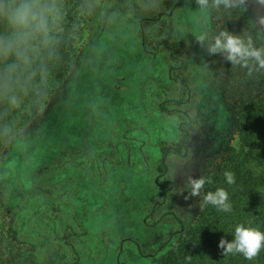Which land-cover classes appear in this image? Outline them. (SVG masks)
<instances>
[{
	"label": "rangeland",
	"instance_id": "obj_1",
	"mask_svg": "<svg viewBox=\"0 0 264 264\" xmlns=\"http://www.w3.org/2000/svg\"><path fill=\"white\" fill-rule=\"evenodd\" d=\"M60 2L73 24L74 69L51 109L28 134L15 139L0 162V196L8 206L0 223L25 190L31 188L34 200L40 191L51 198L59 193L64 217L59 224L76 225L77 233L69 231L68 240L79 254L77 264H159L194 217L198 197L185 199L190 192L187 173L201 174L207 160L227 144L241 150L220 89L206 79L203 49L195 39L205 18L210 29L212 11L231 7L223 0L215 7L217 0H209L205 17L198 0ZM232 2L254 33L264 28L256 23L264 18L258 0ZM156 14L161 19L146 27L147 35L151 31L153 37L187 45L185 96L166 75L169 52L155 48L160 47L157 41H146L156 56L148 60L142 51L141 21ZM169 96L172 103L166 101ZM180 124L187 136L184 147L177 144ZM125 129L144 145L129 141L128 153L119 143ZM44 167L47 175L38 179ZM106 175L107 181H98ZM46 180L55 182L56 189L44 186ZM44 238L37 242L47 249L56 245L55 239ZM57 253L50 252L46 264ZM70 253L66 248L58 258ZM38 259L36 253L26 255L17 264H40Z\"/></svg>",
	"mask_w": 264,
	"mask_h": 264
},
{
	"label": "trees",
	"instance_id": "obj_2",
	"mask_svg": "<svg viewBox=\"0 0 264 264\" xmlns=\"http://www.w3.org/2000/svg\"><path fill=\"white\" fill-rule=\"evenodd\" d=\"M67 20L70 19L65 16L63 39L58 48V55L50 61V92L44 109L34 107L31 97H26L24 104L19 108L10 107L6 102L0 101V162L5 160L15 139L28 134L51 109L74 69L73 24ZM152 22H156L155 16L150 18L147 29L151 28L149 25L153 24ZM210 29H227L247 34L258 46L264 45V39L257 38L238 6L212 11ZM149 32L147 35L145 28V40L157 41L160 47L155 48H163L169 52L172 62L169 70L171 80L177 85L178 93L185 96V91L189 90L190 74L187 45L185 42H167L163 37H153V33ZM203 62L206 79L220 89L224 106L231 116L232 134L238 137L241 150L227 144L223 150L207 160L201 174L211 177L212 183L205 185L201 196L197 198L192 222L175 236L174 243L161 257L159 264H264V249L257 257L246 260L239 254L225 256L217 247L222 232L230 235L231 226L240 218H248L264 226V69H253L250 74L248 68L231 65L221 56H210L204 51ZM173 100V97L169 96L166 101L172 103ZM165 107L163 104L164 109ZM163 111L169 114V110ZM180 125L181 137L177 144L178 147H184L187 136L182 124ZM252 165H255L258 171H255ZM44 168L38 172L37 178L47 175V168ZM226 170L236 174L234 185L226 183L223 175ZM45 182L44 186L53 184L50 189H56L55 182ZM219 186L228 188L231 194V213L218 212L212 206H202L204 192ZM36 187H41L40 182ZM30 191L31 188L25 190L19 204L8 209V216L0 223V264H17L26 255L35 253L39 257V263L46 264L50 252H58L56 257L53 256L52 264L58 260H61V264L64 261L66 264H77L79 254L73 250L68 240L69 231L77 233L76 225L71 227L59 224L64 218L59 193L56 191V197L51 198L50 193L41 194L40 191L38 199L34 200L35 195ZM5 208L8 206L1 195V214ZM44 236L55 239L56 245L47 249L37 242L45 239ZM66 248L71 250V253L67 257L62 255L59 259ZM87 251L89 252V249Z\"/></svg>",
	"mask_w": 264,
	"mask_h": 264
},
{
	"label": "clouds",
	"instance_id": "obj_3",
	"mask_svg": "<svg viewBox=\"0 0 264 264\" xmlns=\"http://www.w3.org/2000/svg\"><path fill=\"white\" fill-rule=\"evenodd\" d=\"M225 7H233L232 0H223ZM206 17L209 0H198ZM264 5V0H258ZM246 5L247 0H238ZM215 7L219 6V0ZM66 11L60 0H0V101L19 108L26 97L34 107L43 110L50 92V61L57 57L63 39ZM256 23L264 25V18ZM257 38L264 39V28L257 30ZM197 44L210 56L219 55L231 65L252 70L264 69V45L258 46L250 35L227 29L212 30L207 20L195 36ZM228 185L236 183V174L224 173ZM190 192L185 199L201 196L211 177L187 173ZM228 188L219 186L204 192L202 206H212L218 212L231 213L233 202ZM220 236L217 247L225 256L242 255L246 260L257 257L264 249V226L251 219L240 218L231 226L230 235Z\"/></svg>",
	"mask_w": 264,
	"mask_h": 264
},
{
	"label": "crops",
	"instance_id": "obj_4",
	"mask_svg": "<svg viewBox=\"0 0 264 264\" xmlns=\"http://www.w3.org/2000/svg\"><path fill=\"white\" fill-rule=\"evenodd\" d=\"M133 2V1H132ZM135 2V1H134ZM148 12V11H147ZM146 16V15H145ZM161 16H158V14H157V16H156V20H160L161 18H160ZM151 18V17H150ZM150 18L148 17H144L143 19H142V21H141V25H140V27H139V29H140V33H141V36H142V38H143V40H144V42H143V47H141L142 48V51H143V53H145L147 56H148V60H150V58L152 57V56H156V54H157V52L156 51H154V49L152 50V49H149L148 47H147V42H146V40L144 39L145 38V32H144V30H145V28L147 27V24H145V22L147 21V19L148 20H150ZM157 23V22H156ZM171 66H172V62L170 61V62H168L167 64H166V70H165V72H166V75L168 76V79L170 80V82L171 83H173L172 82V80H171V76H170V74H169V70H170V68H171ZM133 83V82H132ZM122 86L121 85H114V88H117V90L118 89H120ZM126 88V87H125ZM128 130L127 129H125L124 130V132L121 134V136H120V145H122V146H127V151L129 150V148H132L131 146V142H129V141H134L135 143H140V144H143L144 145V142H143V140H141V139H139V138H137V137H133V136H129L128 134ZM143 142V143H142ZM146 143V142H145ZM120 151V150H119ZM130 151H131V149L129 150V152L128 153H130ZM130 158V159H129ZM124 160H128V163H129V161H131V156L130 155H125V157H124ZM103 162H104V164H102V167H106L107 165L105 164V162H106V159H104L103 160ZM109 179V177H108V175H106V177H104V176H99V179H98V181L99 182H103V181H107ZM102 203V200H100L99 201V203H98V205L99 206H102V205H100ZM103 203H104V205L103 206H105L106 205V200H103ZM69 229V228H68Z\"/></svg>",
	"mask_w": 264,
	"mask_h": 264
}]
</instances>
